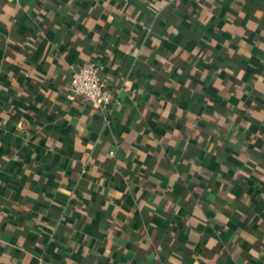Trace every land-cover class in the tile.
Returning a JSON list of instances; mask_svg holds the SVG:
<instances>
[{
	"label": "crops",
	"instance_id": "1",
	"mask_svg": "<svg viewBox=\"0 0 264 264\" xmlns=\"http://www.w3.org/2000/svg\"><path fill=\"white\" fill-rule=\"evenodd\" d=\"M0 264H264V0H0Z\"/></svg>",
	"mask_w": 264,
	"mask_h": 264
},
{
	"label": "built area",
	"instance_id": "2",
	"mask_svg": "<svg viewBox=\"0 0 264 264\" xmlns=\"http://www.w3.org/2000/svg\"><path fill=\"white\" fill-rule=\"evenodd\" d=\"M98 66L88 62L74 71L69 82L67 98L80 99L93 107L104 110L116 103L115 96L98 75ZM108 156H112L110 152Z\"/></svg>",
	"mask_w": 264,
	"mask_h": 264
}]
</instances>
